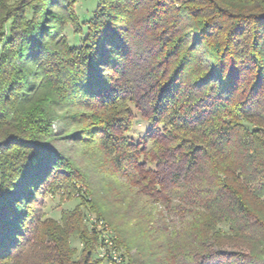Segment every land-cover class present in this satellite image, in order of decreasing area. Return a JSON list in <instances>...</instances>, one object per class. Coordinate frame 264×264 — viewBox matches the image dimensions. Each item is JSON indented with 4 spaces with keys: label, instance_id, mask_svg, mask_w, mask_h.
<instances>
[{
    "label": "trees",
    "instance_id": "obj_1",
    "mask_svg": "<svg viewBox=\"0 0 264 264\" xmlns=\"http://www.w3.org/2000/svg\"><path fill=\"white\" fill-rule=\"evenodd\" d=\"M79 2L0 0V264L102 263L54 186L127 264H264V0Z\"/></svg>",
    "mask_w": 264,
    "mask_h": 264
},
{
    "label": "rangeland",
    "instance_id": "obj_2",
    "mask_svg": "<svg viewBox=\"0 0 264 264\" xmlns=\"http://www.w3.org/2000/svg\"><path fill=\"white\" fill-rule=\"evenodd\" d=\"M76 6L81 22L84 23L85 27L89 26V20L95 14L97 0H80V2ZM67 32L69 38L71 39L70 42L74 44V41H77L78 35L74 33L72 27H68ZM147 125L149 126V123L147 121L143 120L140 117H137L135 119L134 126L130 135L135 139L144 136ZM53 128L55 130L60 128L59 121L53 123ZM83 150L84 149L81 148V152ZM71 153L74 157H77L78 149L71 150ZM97 154L98 155H95L94 153L92 156L85 155V157L76 159V161L79 165L83 166V169L90 170L92 168L90 167L91 162L100 155V153ZM77 184L79 186L81 185L79 182H77ZM55 187L56 186H54V189L50 187L46 188V186L43 187V190L45 188L47 189H45L46 194H44L43 197H40L41 202L36 205V209L40 211L43 219L52 218L59 221L64 213H70L77 208L80 209V212L83 214V224L88 230L90 237L94 235L98 236L99 245L94 250L92 257L93 261H102L101 264H117L116 262L108 261V259L105 257L107 252H109L110 250L112 251L111 245L106 242V240L110 238L111 232L110 230H106L107 227L105 223L97 219L95 212L91 211L89 207L84 204V201L81 199V197L78 196L77 193L69 194L65 192L62 187L57 189ZM70 242L76 250L75 259L82 260L84 247L83 242L77 235L71 236Z\"/></svg>",
    "mask_w": 264,
    "mask_h": 264
},
{
    "label": "built area",
    "instance_id": "obj_3",
    "mask_svg": "<svg viewBox=\"0 0 264 264\" xmlns=\"http://www.w3.org/2000/svg\"><path fill=\"white\" fill-rule=\"evenodd\" d=\"M106 230H108V229H106ZM111 238H112V233H111L110 238H108L106 240V242L111 245L112 251L110 250L109 252H107V254L105 255V257L108 260H110V262H116L117 264H121V263L122 264H126L123 261V258L120 256V252L118 251V249L113 246V243H112V239Z\"/></svg>",
    "mask_w": 264,
    "mask_h": 264
}]
</instances>
